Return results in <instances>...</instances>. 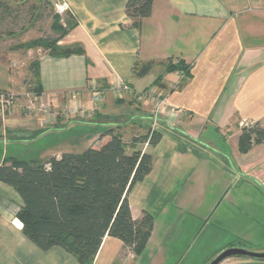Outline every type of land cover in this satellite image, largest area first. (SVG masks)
Instances as JSON below:
<instances>
[{"label":"crops","instance_id":"obj_1","mask_svg":"<svg viewBox=\"0 0 264 264\" xmlns=\"http://www.w3.org/2000/svg\"><path fill=\"white\" fill-rule=\"evenodd\" d=\"M45 1L52 8L68 3L78 26L58 45L82 52L44 54L36 84H24L0 58V92L24 99L31 86L41 91L27 113L0 116V166L80 154L114 128L128 153L154 157L152 171L129 195L133 220L153 219L149 242L132 264H210L231 247L255 251V236L264 234V145L246 152L239 145L244 125L264 127V0H153L139 30L126 15L128 0ZM169 61L190 70L177 89L182 73H166ZM147 65L149 73L138 77ZM120 82L131 90L118 100L109 88ZM91 83L106 90L97 106ZM147 90L166 95L155 127L154 104L136 98ZM41 104L55 113L45 127ZM68 107L96 111L80 117ZM154 133L161 135L155 146L148 140L132 146ZM25 153L33 158H21ZM21 207L16 191L0 182V264H79L62 248L43 252L29 241L17 219ZM128 253L107 235L94 264H119Z\"/></svg>","mask_w":264,"mask_h":264},{"label":"trees","instance_id":"obj_2","mask_svg":"<svg viewBox=\"0 0 264 264\" xmlns=\"http://www.w3.org/2000/svg\"><path fill=\"white\" fill-rule=\"evenodd\" d=\"M43 4L49 6L45 0ZM152 8L153 0H128L126 15L131 20V27L139 30L143 21L151 16ZM52 12L55 35L43 40L37 49H45L53 56L80 54L82 51L78 48L58 45L78 26L75 17L68 12L67 18L62 19L51 7ZM14 13L13 6L0 0V28ZM33 66L38 69L39 62ZM151 68L152 65L143 66L136 75L143 77ZM174 72L188 77L190 70L182 61H169L166 73ZM161 81L162 77L156 84L161 86ZM2 96L9 97V94L0 92V98ZM8 115L9 111H5L4 116ZM148 138L149 135L134 139L132 146ZM160 139L161 135L154 133L149 144L155 146ZM255 145H264L261 123L243 131L240 138L242 152ZM128 149L122 136L111 128L80 154L65 153L59 159L52 158L38 165L7 160L0 166V182L12 187L21 198L22 207L17 219L23 235L43 252L62 248L79 264H94L107 235L120 240L129 252L141 255L151 237L153 219L144 215L141 221H134L129 195L152 171L154 157L139 150L128 153Z\"/></svg>","mask_w":264,"mask_h":264},{"label":"rangeland","instance_id":"obj_3","mask_svg":"<svg viewBox=\"0 0 264 264\" xmlns=\"http://www.w3.org/2000/svg\"><path fill=\"white\" fill-rule=\"evenodd\" d=\"M15 8L14 16H12L9 22L0 28V58L18 75L21 77L23 83L32 82L36 84L38 80V69L34 67V63L39 61V59L44 54H49V51L45 49H37V45H42L43 40L53 37L55 34L52 31V25L54 23L53 13H51V7L45 6L43 0H25L22 2H14L12 0H5ZM55 11V8H54ZM56 13V11H55ZM67 13L58 14L62 19L67 18ZM15 22V23H14ZM14 23V24H13ZM23 27V28H22ZM29 91V98L25 96L23 98L16 99L13 96L4 97L3 102L1 103L0 116H4L5 111H16L17 113H27L29 108H27L29 101L31 100L32 104L36 103L35 99L38 96L39 88L38 86H31ZM13 97V98H12ZM44 114H41L43 117ZM252 125H244L241 129L243 131L253 127ZM263 126V125H262ZM102 135V134H101ZM57 138L62 137V144L67 142V136H56ZM56 143L59 140L55 139ZM60 146L56 149H59ZM38 150V149H37ZM86 150V149H84ZM84 152V151H81ZM33 156H37L33 154ZM43 156V155H42ZM38 157L41 158V155ZM25 160H30V154L25 153L21 156ZM47 158V157H43ZM49 158V157H48ZM47 160V159H43ZM245 250L251 248L249 246H243ZM240 248V247H238ZM264 249V234H261V237L255 236V252H264L258 251ZM135 255V254H134ZM136 257V255H135ZM231 261V262H230ZM232 261H238L242 264H251L243 258H231L225 260L221 264H233ZM261 264H264L261 263Z\"/></svg>","mask_w":264,"mask_h":264},{"label":"built area","instance_id":"obj_4","mask_svg":"<svg viewBox=\"0 0 264 264\" xmlns=\"http://www.w3.org/2000/svg\"><path fill=\"white\" fill-rule=\"evenodd\" d=\"M55 11L57 14H64L69 11V5L65 1H61L55 6ZM176 63V62H175ZM186 79V75L184 73L181 74L179 80L172 85V89H177L183 81ZM130 86L127 83L120 82L116 83L112 87L109 88V91L113 94V96L116 99H122L123 95L125 93L130 92ZM90 94L92 97V102L97 106L98 104H101L106 95V90L103 88L98 87L96 83L90 84ZM13 98V97H12ZM136 98L139 102H143L145 104H154V110L152 112V119L154 120V127L157 125V122L159 121L160 115L162 114L163 109L167 105L166 103V95H164L161 92H157L156 90H147L136 94ZM1 99V103L3 102V98ZM36 100V99H35ZM71 114L79 115L80 117H86L87 115L93 113L96 111V108H94L92 111L78 107H68L66 109ZM41 112L43 115L42 117V124L48 125L50 120L53 118L55 113L52 112V110L45 106L44 104H41ZM153 134H151L150 138L148 139V142L150 141ZM135 258L134 253L129 252L128 256L126 258H123V260L119 264H132L133 260Z\"/></svg>","mask_w":264,"mask_h":264},{"label":"water","instance_id":"obj_5","mask_svg":"<svg viewBox=\"0 0 264 264\" xmlns=\"http://www.w3.org/2000/svg\"><path fill=\"white\" fill-rule=\"evenodd\" d=\"M245 258L258 263L264 262V252H255L238 247H231L220 253L210 264H221L229 258Z\"/></svg>","mask_w":264,"mask_h":264}]
</instances>
